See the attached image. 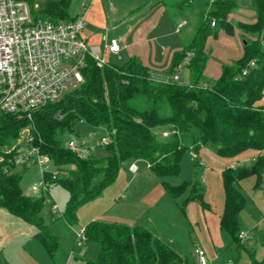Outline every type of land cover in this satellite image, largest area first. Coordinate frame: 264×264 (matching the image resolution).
<instances>
[{
  "label": "trees",
  "instance_id": "16d2710c",
  "mask_svg": "<svg viewBox=\"0 0 264 264\" xmlns=\"http://www.w3.org/2000/svg\"><path fill=\"white\" fill-rule=\"evenodd\" d=\"M29 1L32 5L36 2ZM70 1L39 0L33 13L54 21L71 20L75 17L69 15ZM212 5L208 15L215 19V25L211 19L203 18L204 13L192 42L175 56L172 65L174 70L186 51L193 50L195 55L189 63L191 84L156 80L149 67L134 57L121 66H99L89 58L80 87L34 114L35 140L60 169L57 177H47L51 184H62L69 193L62 216L70 224L75 223L79 206L100 197L121 169L134 161L149 163L156 175L167 179L181 171L187 151L197 153L202 147H211L219 156L235 157L257 149L261 152L250 166L228 167L222 172L225 200L220 224L232 242L238 247L243 245L239 215L246 198L237 184L251 175L261 181L264 174V105L260 104L264 97V0H254V22L238 23L243 32L255 36L246 38L242 56L223 66L213 86H204L199 80L208 60L206 46L212 27L215 33L218 26L234 30L228 18L236 6L235 0H216ZM80 121L106 129L110 142L106 144L105 157H81L59 140V133L73 132ZM27 124V119L0 114V157L8 155L4 147L11 145ZM160 131H169L168 137H161ZM20 168L0 161V208L32 225L37 230L34 238L54 260L60 243L44 221V196L31 197L23 192L21 171L28 167ZM163 185L175 195L184 192L189 183L171 185L164 180ZM197 197L192 194L190 198ZM84 233L85 243L94 241L99 247L98 257L91 264L183 262L169 243L140 223L92 220ZM250 252L254 255L253 250ZM252 264H264V256L254 257Z\"/></svg>",
  "mask_w": 264,
  "mask_h": 264
},
{
  "label": "rangeland",
  "instance_id": "374dc122",
  "mask_svg": "<svg viewBox=\"0 0 264 264\" xmlns=\"http://www.w3.org/2000/svg\"><path fill=\"white\" fill-rule=\"evenodd\" d=\"M102 1V6L98 5L101 9L97 8L96 5L98 3H94V0L70 1L68 11L71 17H76L84 9L86 3L90 4L92 2L90 9L93 4L96 6L94 15L90 16V22L86 23L87 25L82 31V34L87 38L89 35L88 31H100L102 29L101 24L99 26L93 23L98 22L96 21L97 19L99 23L102 21L103 7L110 15L114 8H117V14H121L139 3H145L144 10H146V6L148 8H156L157 4L161 3V5H165L171 14L170 30H174L183 18L188 21V25L183 30H193L195 25L200 24L204 13L203 18H209L211 21L214 19L208 15V12L214 8L210 0H159L156 3L152 0ZM235 2L236 6L234 9L243 8L247 12L256 13L254 0H235ZM247 16H249L247 17L249 19L255 18V14L252 16L248 14ZM232 22L234 24H232L234 26L233 32L218 26L216 29L217 33H215L212 27L213 33L207 40V44L211 49L210 59L220 64L229 65L235 62L243 53V37L245 36H242L238 26L239 21L235 17L232 18ZM114 32L112 31V34ZM247 35L249 39L255 37L249 33ZM88 43L91 44L89 40ZM99 56L106 62L117 66L125 63L124 59H118L114 54L105 50L100 52ZM187 71L188 68H185V72ZM203 75V80H207L206 82H209L210 85L214 84V79L211 78L212 74L207 72L203 73ZM79 87L80 85L75 86L68 92ZM262 103L264 104V98ZM28 127H30L29 124L22 127L18 137L12 143L22 141L23 137L29 132ZM30 131L32 132L31 129ZM162 132H159L161 137H168L164 136ZM107 134L104 127L97 128L85 121H80L73 132H61L58 138L63 144L75 141L86 142L88 145L93 146ZM209 149L213 155L225 159V157L215 154L216 152L213 148L209 147ZM107 154L106 145L104 144L96 145L92 150V156L96 158L105 157ZM237 157L234 159L237 160ZM199 158H201L200 155L198 159L194 160L192 152L187 151L181 162V171L177 175L168 178V182L171 185L189 183L188 188L184 192L175 195L164 189L163 178L152 172L146 164H138L140 169L136 173L132 172L127 165L124 166L116 180L104 190L100 197L79 206L76 212V221L73 224H70L63 216H59L52 211L54 202L59 205L62 213L66 209L69 193L62 184H51L49 192H45L43 195H37L32 192V184L39 181L41 176L39 166L32 163L28 168L22 169L20 185L23 192L28 196H44L42 215L50 233L59 238L60 247L55 259H50L42 244L34 238V233L27 230V226L4 221L3 216L0 215V264H91L98 257V244L94 241L85 243V241L79 240L78 231L86 227L92 220L130 221L133 219L136 221L138 218L140 220L150 218V224L154 226L157 232H162V229L168 230V226L172 227L174 225L173 229H175L181 239L182 245L180 243L177 244H179L181 249L183 248L188 258L186 262L194 264L195 257L192 256V249L194 251L192 240H198V237L196 230L190 228V222L191 220L202 219L203 212L210 213L206 215L213 220L215 215L221 213L224 203L223 180L220 172L217 171V163L215 165L209 159L205 161L206 165L195 164ZM50 167L53 168V165L51 164ZM20 169L18 167V170ZM248 177H246L247 180H242L238 185L246 198V204L240 212L239 221L240 227H242V223L250 226L248 229L241 231L249 233L252 237L250 240L242 242L243 245L238 247L232 242L230 234L223 230L222 238L218 237L215 244L209 242L207 249L200 245L207 253L208 264H234L235 262L252 264L254 257L261 259L264 256V227L255 226L258 219H256L257 216L255 215L257 210L256 212L254 210L253 194L258 189L255 187L257 176L251 175V177ZM160 189L163 192L159 193ZM122 194H124V197L118 199ZM192 194L198 197L191 199ZM209 206L210 208H208ZM143 214L145 215L144 217ZM262 223L264 225V222ZM1 224H3V227ZM251 249L254 251V255L251 254ZM186 262L184 264H187Z\"/></svg>",
  "mask_w": 264,
  "mask_h": 264
},
{
  "label": "built area",
  "instance_id": "2783aa9c",
  "mask_svg": "<svg viewBox=\"0 0 264 264\" xmlns=\"http://www.w3.org/2000/svg\"><path fill=\"white\" fill-rule=\"evenodd\" d=\"M213 4L215 0H210ZM39 7V0L34 5L29 0H0V114H12L16 119H27L29 132L22 141L4 147L8 154L1 156L15 167H29L32 163L39 166V181L31 186L32 192L43 195L49 192L51 185L47 175L55 178L60 169L52 163L51 158L41 150L36 142L33 117L50 102L60 101L66 92L81 85L85 78L83 69L88 59L93 58L99 66L106 62L99 56V48L88 44L82 31L86 24L89 4L71 20L54 21L49 18L35 16L33 10ZM215 25V19L211 21ZM264 43V35H263ZM106 48L113 54L122 50L121 41L117 37L108 39ZM193 50L186 51L183 59L174 69L173 80L180 81L182 69L194 57ZM254 61H251V65ZM244 73L247 69L243 70ZM206 86V85H204ZM32 130V132L30 131ZM164 136L169 131L162 132ZM108 134L93 146L86 142L69 141L66 146L81 157L92 154L96 145L108 144ZM197 154L193 152L195 158ZM53 165V168L50 165ZM139 161L129 165L132 172H137ZM148 167L150 164H146ZM264 187V174L262 176ZM52 211L59 216L63 213L54 202ZM85 227L78 231V239L85 241ZM240 238L249 237V233L241 231ZM194 254L200 264H208L207 253L196 244Z\"/></svg>",
  "mask_w": 264,
  "mask_h": 264
},
{
  "label": "crops",
  "instance_id": "0c3cea01",
  "mask_svg": "<svg viewBox=\"0 0 264 264\" xmlns=\"http://www.w3.org/2000/svg\"><path fill=\"white\" fill-rule=\"evenodd\" d=\"M152 1L156 3L159 0H152ZM102 2H103L102 0H94V3L96 4L98 3L96 5L98 9H101V7L99 6L101 5ZM90 4H89V9H90ZM144 5L145 3H139L131 7L128 11L122 12L121 14H117L118 10L117 8H114L113 11L110 13V15L106 12L105 7H103L104 12H102L103 13L102 21L99 23V20L97 19L96 21L98 22L93 24L99 26L101 24L102 29L104 30L102 31L101 29L100 31H92V32L88 31L89 34V35L87 34L88 38L84 35L83 36L85 37L87 42L88 40L90 41L91 44L88 43L90 46L99 48L101 52L103 50L109 52V50L106 48L108 39L111 37H117L122 44L121 52L118 54H114L118 59H124L125 61H127L128 59L134 57L137 60H139L142 64L149 67L152 78L159 81H173L174 70H172V65L175 56L182 53L186 49V47L192 42L193 37L195 36L197 28L199 27L200 24L199 25L197 24L198 26L195 25V28L193 30L191 29L183 30L185 26L188 25V21L186 20V18H183L176 25L174 30H170L171 27L169 25L171 24L170 22H172V19L170 12L165 7V5H161V3H158L157 4L158 6H156V8H148V6H146V10H144L143 8L145 7ZM96 6L95 4H93L90 11H88L86 18L87 24L90 22L89 21L90 16L92 17L94 15ZM235 10H237V12L234 13ZM248 14L251 16L255 14V18L254 19L247 18L249 17L247 16ZM233 17H235L239 22L243 21L249 23V22H254L256 20L257 14L252 11L247 12V10L243 8H237V9L235 8L231 12V14H229L228 19L231 22V24H233L232 22ZM93 21L95 22L94 19ZM87 24H85V27ZM112 31L115 32L112 34ZM240 32L242 36H245L243 37V41H244L243 46H244L248 33L243 32L241 29ZM206 48L208 52V60L204 70V74L207 72L212 74L211 78L214 79V83H215V81L217 80V78L219 77L222 71L223 66L226 64H220L215 62L214 60H211L210 59L211 49L209 48L208 44ZM185 68H188L187 72H185ZM182 70L183 72L181 71L180 82L184 84H191L193 82V76L190 71L189 64L186 65ZM203 76L204 75L201 76L199 83L204 84L206 86L214 85V84L210 85L209 82H206L207 80H203L202 79ZM263 98L260 100V104L262 105H264L262 103ZM260 152L261 151L257 149H251V150L249 149L237 155L238 157L235 156L237 157L236 158L237 160L234 159L235 157H225V159H221L216 155H213L209 147H202L197 152V156L200 155L201 157L199 158L200 162L199 163L195 162V164L206 165L205 161L210 159L213 163H215V165L217 163V171H219L222 176V172L228 167H234L238 165L250 166L253 163L255 157ZM244 179L247 180V178H243L238 182L237 185H239L240 182H242V180ZM163 180H168V178L167 179L163 178ZM255 183H256L255 187L258 188L256 189V192L253 194V201L255 208L254 210L255 212L257 210V213L255 215L257 216L256 219H258L255 226L264 227L262 223L264 222L263 179L261 181L257 180ZM161 192H163V190L160 189L159 193ZM223 195L225 200V194ZM123 197L124 194H122L118 199H122ZM207 203L210 204L209 202ZM208 208H210V206ZM223 209H224V203H223L222 211L220 210L221 213L219 215H215V218L213 220H211V218H208L206 214H210V213H206V212H203L202 219L200 218L199 220L196 221L191 220L190 228L196 230L198 237V240L195 241L192 240L193 246L198 244V245H202L207 249L209 242L215 244L218 237L222 238L223 229L221 227L220 220H221V215L223 213ZM0 215L3 216L4 221H11L12 223H16L19 225L23 224L24 226H27V230L33 232L34 234L37 232V230L32 225L26 223L20 218L15 217L14 215L10 214L3 208H0ZM144 216L145 215L143 214V217ZM107 221H118L131 225L135 223H140L148 227L157 236H159L161 239L169 243L180 254V257L183 260L181 264H184V262L188 261V258L183 248L181 249L179 247V244H177V243L181 244V239L179 238L175 229H173L174 225L172 227L167 225L168 230L162 229V232H157L154 226H151L150 218L147 220H140L138 218L136 221H134L133 219H131L130 221H124V220H107ZM1 226L3 227V224H1ZM241 226H242L241 230L248 229L250 227L249 225H246L244 223H242ZM251 237L252 236L249 234V237L243 239L242 241L244 242L246 240H250ZM192 256L195 257L194 264L195 263L200 264L198 262L196 255L194 254L193 249H192ZM186 263L188 264V262Z\"/></svg>",
  "mask_w": 264,
  "mask_h": 264
}]
</instances>
